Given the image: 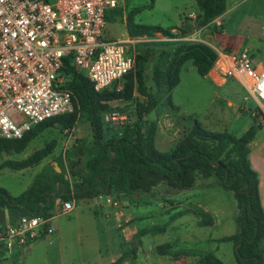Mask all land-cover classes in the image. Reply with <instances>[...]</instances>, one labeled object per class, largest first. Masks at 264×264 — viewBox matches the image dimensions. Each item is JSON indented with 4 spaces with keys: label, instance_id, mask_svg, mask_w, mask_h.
Instances as JSON below:
<instances>
[{
    "label": "rangeland",
    "instance_id": "1",
    "mask_svg": "<svg viewBox=\"0 0 264 264\" xmlns=\"http://www.w3.org/2000/svg\"><path fill=\"white\" fill-rule=\"evenodd\" d=\"M228 1L231 8L239 4L242 6L237 9L234 8L231 12V18L227 22V31L231 34H242L248 38L250 43L259 44L263 42L264 48V0ZM190 12L195 13V18L184 28L171 29L174 36H164L165 39L160 38L159 40H156L159 38L157 36L155 38L153 35L148 36L154 41H147L135 46V56L146 49H149L151 53L144 68L140 67L135 59V65L131 71L132 76L138 73L141 74V81L148 97L145 98L138 93L137 84L134 80V90L129 100L118 98L107 102L108 108L102 117L109 135L114 139L132 134L133 125L137 121V105L143 101L148 104L147 113L142 114L141 121L142 126L146 129L150 125L156 127L157 121L160 120L166 128L171 127L169 120L173 122L174 126L180 125L183 118L176 119L172 116L169 109L170 92H168L166 85L162 87L155 85L153 71L157 66L167 68L171 59L175 56L177 48L182 47L179 45L182 42L200 43L214 51L220 49L217 43V35L223 29L222 15L209 23H203L198 16L199 12L196 9L194 0H122L120 6L114 11V17L107 24L105 30L106 39H120L128 36V17L130 14L134 15L133 19L136 25L158 26L168 29L178 26L179 21L184 19V15ZM250 51L255 53L257 60H263L262 62H264V58L262 59L260 54L263 49L258 50V52ZM191 62V60H187L183 66L188 69L192 66ZM206 78H201L195 71L182 74L181 84L177 88L176 100L180 103L181 114L185 116L184 119L189 124L193 126L195 121H198L204 130L214 133L228 132L235 137H241L250 128L253 121L255 125L260 127L258 118L252 116L250 111L256 105L240 86L230 80L225 86L216 87L208 74ZM126 82V79H123L108 91L122 90ZM228 101H231V104ZM189 131L183 133L182 138H178L177 144ZM257 136L259 139H264V133H258ZM80 139H84L88 143L92 140V128L87 120V114L83 111L80 112L75 127L70 131L61 130L56 124L37 133L22 153L0 152L1 165L7 160L19 161L25 159L35 151L44 149L51 141L55 142L52 152L46 155L31 170L24 172L12 171L7 168L0 170V187L5 189L11 196L17 197L30 186L32 177L36 172L47 168L60 172L58 160H64L66 152ZM174 139L177 138L174 136ZM65 174L68 181L73 180L67 172ZM168 188L166 185L161 184L151 193H140L137 198L134 195L127 198L126 201L118 199V205L116 207L110 205L113 210L110 209L107 213L114 215L115 212L130 207L134 218L124 222L125 225L120 227L112 218V221L108 224V230L117 235L121 233L123 227L128 226L132 229L135 226L137 232L141 234L144 231L153 230L154 226L151 224L153 222L156 225L155 228L162 227L165 223L168 225L169 221L167 219L169 217L180 215V213L170 210L167 204H163V206H167L168 210L159 209L156 211L157 208L161 207L164 197L169 196ZM190 190L186 193H188L187 199L191 205L184 206L186 212H182L185 216L181 219L185 220L186 223L178 227L179 233L167 231L162 234L144 236L142 250L145 255L141 253L139 256L140 262L135 264H141L142 262L153 264L156 261L168 264L165 258H158L160 256L156 252V247L175 241L177 243L171 248L172 250L170 249L172 253L186 252L193 255H202L205 250L211 252L217 248L218 254L225 264H235L231 244L205 243V238L222 239L236 233V205L232 192L223 189L216 178L206 179L200 175L196 176L194 186ZM69 200L73 201V199L67 201ZM174 200L175 203L176 201L179 202L177 199ZM140 201L151 204L147 207L138 208ZM159 203L161 205H158ZM87 205L88 203L78 202L73 211L66 215L57 216L52 222V226L57 230L56 237L53 236L51 240L37 239L34 243L32 256L24 260L23 264H79L83 253L90 257L94 245L99 241L101 244L103 240L97 236L95 215L92 207ZM195 205H199L203 209L207 208L212 212L218 221L217 225L211 227L198 226L200 209ZM54 215L55 208L53 210ZM166 224L163 226L165 227ZM180 234L184 235L181 239H179ZM137 243L136 240L130 242L127 254L134 255L137 252ZM108 251L109 248H106L103 256L104 260L107 258ZM8 261L10 260L7 259L3 263ZM17 261L19 260L14 258L12 263L15 262L14 264H16Z\"/></svg>",
    "mask_w": 264,
    "mask_h": 264
},
{
    "label": "trees",
    "instance_id": "2",
    "mask_svg": "<svg viewBox=\"0 0 264 264\" xmlns=\"http://www.w3.org/2000/svg\"><path fill=\"white\" fill-rule=\"evenodd\" d=\"M195 4L203 23L213 21L226 10V0H195ZM115 10L106 14L107 24L112 21ZM133 18L132 14L128 17L127 32L131 37H148L155 33L165 37L174 36L171 29L136 25ZM179 45L182 47L177 48L168 67L157 66L153 71L155 85H166L168 92L178 84L185 61L191 60L197 74L204 77L216 58V52L206 45L191 42ZM150 56L149 49H146L140 51L135 59L144 68ZM131 71L123 77L127 82L122 90L96 92L84 73L76 70L68 61L64 63L62 72L66 76V87L73 94V110L40 123L20 139H0V152L20 154L37 133L56 124L61 130H72L81 111L87 114L92 128V140L89 143L84 139L76 141L66 152L64 160H58L60 172L52 168L43 169L34 176L31 186L19 196L12 197L0 187V224L5 222V212L10 222L22 217H52L57 199L62 202L68 199L78 201L103 194L131 198L140 193H151L161 184L184 191L194 186L197 175L206 179L214 177L223 189L232 192L236 205L237 231L218 242L233 245L236 264H264V210L259 197L258 175L248 159V144L254 137V129H249L241 137H235L228 132L204 130L195 121L189 133L172 150L159 152L154 147L156 127L150 125L146 129L142 126V114L147 113L148 106L143 101L137 105V121L133 125L132 134L126 133V136L114 139L109 135L102 117L108 108L107 102L118 98L129 100L134 90V80L138 93L148 97L141 74L132 76ZM169 104L172 107L170 101ZM54 147L55 142L51 141L44 149L35 151L21 161L3 162L0 169L22 170L34 167ZM65 172L73 180L68 181ZM59 184V192L51 195ZM198 216L200 226L212 224L207 213L200 210ZM170 249L171 244H164L158 246L156 252L165 255ZM122 261L121 257L112 264H122ZM198 262L224 264L211 254L199 256Z\"/></svg>",
    "mask_w": 264,
    "mask_h": 264
},
{
    "label": "built area",
    "instance_id": "3",
    "mask_svg": "<svg viewBox=\"0 0 264 264\" xmlns=\"http://www.w3.org/2000/svg\"><path fill=\"white\" fill-rule=\"evenodd\" d=\"M121 2L0 0V139H20L40 123L73 110V94L62 72L67 61L84 73L96 92L112 89L134 68L135 46L154 39L105 38V16ZM194 18L192 13L187 16ZM153 36L165 39L160 33ZM215 52L210 80L218 87L235 81L254 100L256 107L250 111L264 133L263 60L248 49ZM102 200L118 205L108 195ZM74 209V201L57 199L55 215L49 218L22 217L10 222L6 215L0 224V263L25 257L34 241L55 232V216Z\"/></svg>",
    "mask_w": 264,
    "mask_h": 264
},
{
    "label": "crops",
    "instance_id": "4",
    "mask_svg": "<svg viewBox=\"0 0 264 264\" xmlns=\"http://www.w3.org/2000/svg\"><path fill=\"white\" fill-rule=\"evenodd\" d=\"M194 2H195V0H194ZM240 6H242V5L239 4L238 6L236 5V6L231 8V6H229V1L228 0L226 1V10H225L224 14L221 16V18H223V29H222V32L217 35V43L220 46V48H229V49H232L236 52L242 51L244 49L254 50V51L258 52V50L263 49V52L260 53L261 58L263 59L264 58L263 42H261L259 44L250 43V42H248V38L243 36L242 34H239V33L231 34L227 31V22H229V20L231 18L230 17L231 12L234 10V8L237 9ZM196 9H197V7H196ZM191 13L195 15L194 12H190V13L184 15V19L179 21L178 26L171 27L168 29L180 28V27L187 25L188 23H191L192 20L187 19V16ZM193 71L196 72V70L193 66H191L188 69L185 66H183L180 73H179V82L169 94L170 102L172 105V107L169 106L170 107L169 109H170L172 116L176 119H178L179 117L183 118L181 120L180 125L177 124L176 126H174L173 122H171L170 120H169V125L171 124V127H167V128L164 127L163 122L161 120L157 121V123H156V131H155V136H154V147L159 152L164 153V152H169L170 150H172L176 146V144L178 142L177 141L178 138H182V134L187 133L192 127V125L189 124L184 119L185 116L181 114V106H180V103L177 102L176 96H177V88L181 84L182 74L183 73L187 74V73H190ZM201 78L207 79L206 76L201 77ZM229 81L230 80H228L224 85H222L220 87L225 86ZM228 102H229V104H231V101H228ZM251 128L254 129L255 134H254V137L251 140V142L248 144V149H249L248 159H249V163H250L251 168L258 175L259 197H260L261 206L264 210V139H259V137L257 136L258 133H263V131L261 130V127H258V125H255L254 121L252 122L249 129H251ZM248 130H246V131H248ZM174 136L177 139H174ZM19 161H21V160H19ZM3 169H5V168H3ZM31 169H32V167L25 168L22 170H12V171L24 172V171H28ZM0 170H2V169H0ZM40 172L41 171L36 172L33 175L32 181H33L34 176ZM31 184H32V182H31ZM31 184H30V186H31ZM167 190L169 192V196L164 197V200H162V205L160 203L158 204V205H161V207L157 208L156 211L159 209L160 210L161 209L168 210V207H169L170 210H174V212L180 213V215H175L173 217H169L167 219L169 221V224L167 225L165 223L166 224L165 227L163 226L165 224H163L162 227H156L155 228L156 225H154V222H153V223H151V224H153L152 226H154L153 230H147L141 234L139 232H137V228L135 226H133L132 229L128 226H125L122 228L121 233H119L117 235L108 230V224H109V222L112 221V218L115 219L116 223L118 224V227H120L121 225H125L124 222H128L129 220L133 219L134 215L132 214V210L130 207L126 208L120 212H117V213L115 212L114 215H109L107 213V211L110 209L113 210V208H111V206L109 204H107L105 201L102 200V196L106 195V194H103L99 197L93 198V199L97 200L96 203H94L93 199H80L76 202L73 200L75 202V206L78 204V202H83V203H88L87 206L92 207L93 213L95 215V223L97 224V231H98L97 236H98V238H101V240H103V242L101 244L99 241L98 243H96L94 245V247L92 248V255L90 257H89V255H85V253H83L81 255V260H80L79 264H112L121 257L123 258L122 264H135L137 262H140L139 256L141 253L143 255H145L144 251L142 250V239L144 236L162 234V233H166L167 231L178 232V229H179L178 227L180 225H182V224L184 225L186 223V222H184L185 220H183L181 218L183 216H185L182 214L183 211L186 212V210H184V206L185 205L186 206L191 205L190 201L187 199L188 193H186L190 189L184 190V191H177V190L168 188ZM191 190H192V188H191ZM108 196H110L111 198H114L117 201H118V199H121L123 201L127 200V198H125V197L124 198H117V197L110 195V194H108ZM12 197H14V196H12ZM134 197L137 198V195H135ZM180 198L182 199V201H180L181 200ZM174 199L179 200V202L176 201V203H175ZM150 204L151 203H149V202L145 204L144 202L140 201L138 208H141L142 206L147 207V206H150ZM163 204H165V205L167 204L169 206L168 207L163 206ZM195 206H197L204 213H207L211 218L212 224L209 226H205V227H211V226L217 225L218 221L212 212H210L207 208L203 209L199 205H195ZM4 214H5V216L7 215L6 212ZM56 218H57V216H55L53 218V220ZM53 220H52V222H53ZM198 221H200V219ZM198 226H200V225H198ZM201 227H204V226H201ZM56 231L57 230L55 229V232L52 235L47 236V237H43L41 239L51 240V238H53V236L56 237ZM181 233H183V232L181 231ZM183 236H184L183 234H180L179 239H181ZM133 240H136L138 242L137 243L138 250L134 255L127 254V248L130 246V242ZM219 240L220 239L205 238V243L206 244H208L209 242L220 243V242H218ZM36 241H34L29 246V249L27 250L25 257H21L20 260L17 261L16 264H23L24 260H26L27 258L32 256L33 250H34L33 247L35 246L34 243ZM175 243H177V241L171 242L168 244H171V248H172L175 246ZM229 244H231V243H229ZM103 246H105L104 247L105 249L103 248ZM106 248H109V251H108V255L106 254L107 255L106 260H104L103 256L105 255L104 253L106 252ZM232 249H233V245H232ZM171 250H169V252L165 255H159L160 257H158V258H165L168 261V264H201L198 262V258L201 255H193V254H189L186 252H184V253H172V252H170ZM205 254H211L214 257H216L217 259H219L221 262H223L222 258L218 254L217 248L211 252L205 250V253L202 255H205ZM158 260H160V259H158ZM234 260H235V258H234ZM3 262L0 264H14L15 263V262L12 263V261H8L6 263H3ZM156 262H158L157 264H162L159 261H156ZM156 262H154L153 264H156ZM141 264H147V263L142 262ZM235 264H236V262H235Z\"/></svg>",
    "mask_w": 264,
    "mask_h": 264
},
{
    "label": "water",
    "instance_id": "5",
    "mask_svg": "<svg viewBox=\"0 0 264 264\" xmlns=\"http://www.w3.org/2000/svg\"><path fill=\"white\" fill-rule=\"evenodd\" d=\"M60 187H61V184H59V185L57 186V189H56L51 195H56V194L59 192ZM62 188H63V187H62ZM62 193H63V192H62Z\"/></svg>",
    "mask_w": 264,
    "mask_h": 264
}]
</instances>
